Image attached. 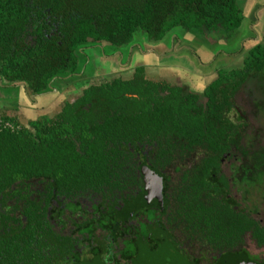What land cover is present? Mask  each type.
Listing matches in <instances>:
<instances>
[{
  "label": "flooded vegetation",
  "instance_id": "af4514ba",
  "mask_svg": "<svg viewBox=\"0 0 264 264\" xmlns=\"http://www.w3.org/2000/svg\"><path fill=\"white\" fill-rule=\"evenodd\" d=\"M14 5L12 16H21L30 7L34 15L26 18L23 39L19 29L6 23L0 32V45H15L0 55V131H6L0 148L11 150H0V173L6 174L0 183V264H264V243L252 230L227 246L209 230L187 222L174 193L186 173L218 174L233 209L264 228V215L246 201L251 188L261 183L259 176L254 184L244 180L245 154L233 145L214 168L217 158L210 150L182 157L179 151L160 152L157 142L132 144L127 138L128 125H133L132 106L115 84L134 79L136 69L143 67L145 78L157 83L156 97L172 94L166 86L181 87L184 95L195 96L201 105L208 100L205 90L218 70L226 68L220 65L216 76L196 88L198 80L186 79L193 74H182L180 58L191 57L182 52L192 54L188 45L182 47V32L174 34L172 29L164 36L174 34L173 48L162 38L169 45L167 52L180 57L176 64L148 73L147 66L154 65L149 57L159 60L167 52L159 56L148 45L149 54L144 53L135 38L130 47L117 48L87 35L84 25L89 21L97 28L90 0H16ZM22 6L28 10L20 12ZM69 33L86 36L77 49ZM147 37V42L155 41ZM19 42L21 50H17ZM51 44L66 54L57 71L53 55L41 56ZM96 47L101 48L99 55ZM217 60L211 58L209 63ZM107 61L116 62V67ZM132 62H136L133 67ZM238 93L226 116L240 123L243 147L246 119L237 103ZM173 102L178 109L179 97ZM58 154L67 159L64 166L48 168L36 162H48ZM164 155L171 158L157 157Z\"/></svg>",
  "mask_w": 264,
  "mask_h": 264
},
{
  "label": "trees",
  "instance_id": "16d2710c",
  "mask_svg": "<svg viewBox=\"0 0 264 264\" xmlns=\"http://www.w3.org/2000/svg\"><path fill=\"white\" fill-rule=\"evenodd\" d=\"M15 1L0 0V32L6 23L11 29H19L23 39L26 34V18L34 14H31L32 7H30L29 12L26 11L21 16H12L17 8L14 5ZM90 1L92 8L94 7L92 19L96 21L97 28L89 21L84 25L87 35H91L94 39L111 42L117 48L120 46L128 48L133 44L135 34L139 30L146 32L150 39L155 41L162 40L170 30L177 27L181 28L182 32L195 35H202L205 31L222 30L228 36H232L243 26L245 11L242 3L247 0ZM19 8L20 12L26 9L23 6ZM86 17L87 15L83 16V18ZM79 21L81 22L80 19ZM80 36L79 33L68 34L74 49H77L86 38L85 35L83 38ZM20 45L19 42L17 50H21L23 44ZM14 46L11 42L0 45V55L11 51ZM16 54H18L17 51ZM46 54L54 56L52 63L54 70L60 69V59L66 55L64 49L57 44H51L42 50L41 56L44 57ZM31 65H27L26 68L28 69ZM39 69L43 70V67ZM262 75H264V42L260 41L247 51L243 66L218 70L217 78L205 90L207 102L200 105L197 104L195 96L184 95L185 91L181 87L166 86L164 89L168 88L172 94L164 99L156 97L153 88L157 87V83L147 80L144 68L138 67L134 79L115 83L118 94L125 97L133 110V125H128V141L132 144L146 141L150 142V146H154V142H157L160 152L173 154L179 151L181 156L195 151L210 150L213 157L217 158L213 160L214 168L221 154L231 152L232 146L235 145L245 154L246 162L242 165L244 180L249 184L262 181L264 149L257 152L247 146H240V123L237 124L226 116L227 111L231 110L235 103L234 95L246 86L250 78ZM128 92L136 93L138 96L127 98L125 93ZM173 97H179L178 109L173 107L175 106ZM118 99L111 101L116 102ZM0 129L3 127L0 126ZM5 133V130H1L0 137ZM54 146L57 152L61 150L59 145ZM0 150L11 152L3 148ZM38 151L39 154H43L40 148ZM10 155L13 154L5 156ZM157 157L169 160L171 155ZM47 161L42 162L36 159L38 164L48 168L64 166L67 159L58 154ZM34 163L35 160H32L33 165ZM258 168L261 169L258 170ZM5 176V173H0V183H4ZM258 176L259 180L256 179ZM221 179L218 178V174H212L209 171L184 174L180 187L175 189L174 193L179 201L181 212L186 216V221L193 224L194 228L209 230V233L216 236L218 240L226 241L227 246L242 240L244 233L249 229L260 243H264V228L260 227L256 220L248 217V214L242 215L233 209L230 197L224 192L225 182L223 183Z\"/></svg>",
  "mask_w": 264,
  "mask_h": 264
},
{
  "label": "rangeland",
  "instance_id": "374dc122",
  "mask_svg": "<svg viewBox=\"0 0 264 264\" xmlns=\"http://www.w3.org/2000/svg\"><path fill=\"white\" fill-rule=\"evenodd\" d=\"M242 7L245 11V20L243 26L238 29L234 35L228 36L225 32H222V30L219 32L205 31L202 35H188L194 40L191 42L185 41L186 45H182V47L188 45V48L191 49L192 53H197L200 61L201 57L204 58L205 56H207L208 59L214 58L215 60L216 57H218L216 62L212 61L210 62L211 64L209 63L210 66H212L210 69H205L209 64L205 65V68L202 69L194 64L190 63L187 65L186 63L181 62V69L183 71L182 74L185 76H190V73L193 74L192 78L186 79H190L192 81L198 80L194 81V85L198 86L196 88H201L210 79L216 76L220 65H223L226 69L243 66V61L247 55V51L256 43L260 41L264 42V0H247L242 3ZM180 32H182L181 28L177 27L173 29L174 34ZM174 34L172 35V33H170L164 38L167 43H171L170 48H173L172 42ZM184 34H186V32H182V34L180 33V36L186 38ZM135 39L136 42H139L142 45L141 51L147 54H149L147 50L148 45H151L154 51H158L156 53L159 54V56L160 54H165V52L170 50L169 45L164 43L163 40L160 42L154 41L153 43L147 42L149 38L147 37V33L143 30H139L137 32ZM105 49L109 53L112 52V47L110 46H105ZM95 53L96 55H99L101 53V48L96 47ZM194 56L196 55L194 54ZM178 58L180 57H177L176 55L171 56L170 52H167L164 56L159 58V60H151L149 57V62H153L154 65L147 66V72L155 73L162 70H169L171 68L166 65H175L176 59ZM186 59L188 58L186 57ZM142 60L144 61L145 59L143 58ZM200 61L199 59H196V62L199 64H201ZM107 62L110 66L113 65L110 64L109 61ZM136 62H132L131 67H133ZM158 62L160 63L157 64ZM90 66L91 65L88 67L89 69ZM100 68L105 69V66ZM92 71L93 69L91 72ZM124 75L127 76L128 74ZM199 75H201V77L198 79ZM185 81L184 83L188 82ZM238 94L237 103L246 119V125L244 126L242 135V143L244 146L251 148L253 151L259 152L264 149V75L250 78L246 86L242 88ZM260 183V187L256 186L251 188L250 193L253 194L252 196L249 194L248 197H245L248 207L250 206V208H252L255 206V208L260 211L262 217L264 215V177Z\"/></svg>",
  "mask_w": 264,
  "mask_h": 264
},
{
  "label": "crops",
  "instance_id": "0c3cea01",
  "mask_svg": "<svg viewBox=\"0 0 264 264\" xmlns=\"http://www.w3.org/2000/svg\"><path fill=\"white\" fill-rule=\"evenodd\" d=\"M188 35H191L189 32H187L186 34H184V36H186V38H184L183 36H181L180 38H181V41L182 42H184V41H188V42H191L192 40H194V39H191V37H189ZM175 36H173V38H174ZM182 42H181V44H182ZM181 44H179V45H181ZM242 47H243V45H242ZM183 51V50H182ZM183 54H190L191 55V57L190 58H188V59H186V57H181L180 58V60H179V62L181 63V62H183V63H186L187 65H189L190 63L191 64H194V65H196V66H199L200 68H205L204 66L205 65H208L209 64V59L207 58V56H205L204 58H202L201 56V61H200V58L198 57V55H197V53H189L188 51H183L182 52V55ZM194 54L196 55V56H194ZM207 58V59H206ZM196 59H199V61H200V63L201 64H199L198 62H196ZM177 60V59H176ZM114 64V67H116V62H114L113 63ZM211 64V63H210ZM210 64L208 65V67L207 68H205V69H210L212 66H210Z\"/></svg>",
  "mask_w": 264,
  "mask_h": 264
}]
</instances>
